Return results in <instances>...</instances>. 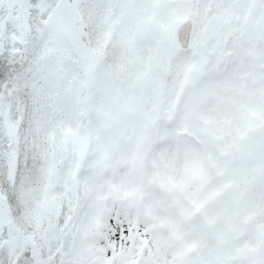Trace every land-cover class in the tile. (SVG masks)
Instances as JSON below:
<instances>
[{"label": "snow or ice", "instance_id": "1", "mask_svg": "<svg viewBox=\"0 0 264 264\" xmlns=\"http://www.w3.org/2000/svg\"><path fill=\"white\" fill-rule=\"evenodd\" d=\"M0 264H264V0H0Z\"/></svg>", "mask_w": 264, "mask_h": 264}]
</instances>
